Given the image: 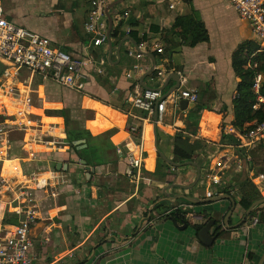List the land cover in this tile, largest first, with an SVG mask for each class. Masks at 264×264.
I'll return each mask as SVG.
<instances>
[{"label":"crops","instance_id":"1","mask_svg":"<svg viewBox=\"0 0 264 264\" xmlns=\"http://www.w3.org/2000/svg\"><path fill=\"white\" fill-rule=\"evenodd\" d=\"M105 1L107 31L110 23L107 14L114 28L122 13H127L126 21L138 22L134 30L140 43L131 35L118 38L129 28L126 22L117 37L113 38L111 32L110 41L103 47H93V36L85 29L90 10L88 0H2L6 15L17 25L20 23L19 26L49 38L54 46L76 58L92 53L106 60L101 76L104 85L94 82V76L88 87L91 94L77 93L39 79L38 88H44L43 96L46 84L51 83L74 93L79 98L80 111L95 112L94 119L85 121L88 133L83 139L98 137L96 144L104 151L106 163L83 165L69 147L64 152L45 153L58 157L48 162L44 170H34L58 171L57 164L62 163L60 171L65 172L66 183L57 186L60 193L57 198L44 199L41 203L42 219L32 229L33 264H264V224L252 225V219L235 229L226 227L227 221L230 227L235 226L245 215L238 204L236 189L242 181L250 178L261 194L264 192L261 188L264 180L258 179L264 175V166L254 163L252 146L243 148L242 134L232 126L233 95L240 83L232 57L241 43L256 39L251 25L239 17L230 0H125L119 4L117 1L121 0ZM30 10L37 15L39 23L32 22L35 16L28 15ZM189 15H196L201 21L208 40L191 46L172 33L176 19ZM158 46H162V53H158ZM129 48H135L145 57L142 72L134 79L126 77V71L134 63L128 56ZM178 82L180 88L176 92L195 91L208 107L201 113L197 134L190 136L191 142L201 141L202 149L192 161L196 165L169 163L174 159L176 133L183 131L189 136L184 130L190 122L187 117L190 106L195 104H188L183 111L181 101L177 105L171 97L167 98L165 113L156 124L158 148L166 158L164 162L155 147V116L148 118L145 112L134 109L126 101L128 95L145 86L164 88L166 96ZM5 90H0V105L5 102L6 111L15 115L20 111L8 104L10 99L3 95ZM19 97L22 99V95ZM51 103L61 105L56 111L71 106L64 100ZM40 115L45 123H50L52 118L58 124L64 122L57 114ZM99 125L107 129L96 134ZM133 126L141 129L140 133L132 134ZM66 141L67 138L59 137L57 143ZM26 148L30 154L39 150L31 144ZM141 154L144 157L141 170L129 174L128 156L140 158ZM226 156L231 162L219 171L216 163ZM166 164L172 168L167 169ZM5 167L7 174L15 169L10 161ZM257 171L260 174L255 176ZM162 173L167 176L162 178L159 176ZM216 174L221 179L220 185L211 181ZM224 189L232 194L223 193ZM208 193L212 194L210 198ZM179 195L200 202L188 205L183 199H173ZM218 197L224 198L206 202ZM179 207L191 212L188 216L191 225L186 229L181 228L184 224L168 217ZM203 212L213 218L215 224L210 230L213 237L217 227L229 231L227 237L216 239L210 247L202 244L195 229L209 220Z\"/></svg>","mask_w":264,"mask_h":264},{"label":"built area","instance_id":"2","mask_svg":"<svg viewBox=\"0 0 264 264\" xmlns=\"http://www.w3.org/2000/svg\"><path fill=\"white\" fill-rule=\"evenodd\" d=\"M88 1L90 10L86 15L85 29L93 36V47H103L108 41V31L104 21L106 1ZM230 3L239 17L251 25L256 40L264 48V0H230ZM130 32L128 28L121 32L118 38L122 40L129 36ZM157 51L162 53V46H158ZM128 56L134 60V63L131 69L126 71V77L134 79L136 74L142 72L141 63L145 57L135 48L128 49ZM105 64L104 57L96 58L92 53H88L83 58H76L54 46L49 38L17 25L8 18L2 0H0V90L7 83L11 86L12 81L18 79L22 72L28 74L26 82L29 84L25 86L27 90L21 100L12 96L14 87H10L9 91L5 90L3 93L6 97H10L17 106L21 105V111L15 115L5 112L6 109L0 105V160L4 165L9 161L13 164L19 163L18 159L8 157L13 127L18 126V130L30 131L29 127L34 124L31 119V108H33L31 86L35 77L68 90L83 93L91 81L92 74L104 75ZM260 83L261 76H258L254 84L256 93H259ZM168 97H171L177 105L181 100H187L188 104H195L199 100L198 94L192 90H180L165 97L159 89H143L128 95L126 101L134 109L145 112L150 119L155 115L162 118ZM235 98L236 93L233 95V99ZM259 102H264V100L260 97ZM254 108L257 109L258 105ZM13 116L23 118V123L14 122L10 119ZM130 131L134 134L139 130L133 126ZM242 140L244 141L243 148L264 142V122L254 123V127L249 132L242 134ZM24 149L28 151L26 147ZM117 153L121 154V150H117ZM127 159L129 174H132L134 170H141L144 159L142 154L140 158L128 156ZM36 160L30 158L24 161ZM230 162L231 159L226 156L222 161L217 162L216 166L219 171H222ZM14 168V175L9 174L8 177L0 180V196L6 198L5 202L0 199L2 205L0 210V264H33L32 229L38 220L42 219L41 203L44 199L57 198L60 195L57 186L66 183V174L56 170L28 172L23 170L20 164ZM57 179L58 183H56ZM258 179L264 180V175H260ZM211 181L215 185L221 184V179L217 174L211 177ZM211 196V193L207 194L208 198ZM6 215L15 217L17 222L7 223ZM48 218L53 219L51 215ZM257 223L258 218H253L252 225Z\"/></svg>","mask_w":264,"mask_h":264},{"label":"trees","instance_id":"3","mask_svg":"<svg viewBox=\"0 0 264 264\" xmlns=\"http://www.w3.org/2000/svg\"><path fill=\"white\" fill-rule=\"evenodd\" d=\"M126 14L127 13H122L120 20L117 21L116 26L113 28V38L118 36L122 25L129 22L126 21ZM137 25L138 22L131 20L128 26L131 29L130 35L137 43H140V39H138L137 33L134 30ZM172 33L177 34L184 43H188L191 46H194L200 41L208 40V33L204 30L203 24L196 15L178 17L173 26ZM232 66L235 75L240 79V83L236 89V98L232 101L234 116L232 126L241 134H246L254 127V123L264 122V102H259L260 97L264 99V48H262L261 43L256 39L247 40L241 43L233 54ZM94 76V82H99L101 86L104 85V79H101V75L92 74L91 81ZM258 76H261V87L259 93H256L254 84ZM89 84L81 94H91L88 89ZM92 96L100 100L96 95L92 94ZM255 105H258L257 109L254 108ZM205 109H208L207 105L199 99L194 107L189 110L187 116L190 122H187V128H185L184 131L187 132L189 136L185 135L183 131L176 133L173 159L175 164H184L189 161H194L198 152L202 149L201 141L195 140L191 142L190 136L197 134L201 113ZM121 110H123V108ZM72 112L73 109L69 107L54 111L55 114L64 119L67 133V146L77 154L80 160H86L88 165L96 164V166H100L105 164V153L96 144L98 137L87 139L88 148L85 150L78 151L76 147L73 146L72 143L83 139L88 133V130L84 127L85 122L82 119H75ZM81 112L84 113L83 116H85V121L92 120L95 117L94 111L81 110ZM138 130L141 131V129ZM159 159L164 160L161 156H159ZM166 167L167 169L172 168L169 164H166ZM156 173L160 172L156 171ZM259 174L260 173L257 171L255 176H258ZM159 176L165 178L167 175L162 173ZM236 189L239 193L238 204L245 212L251 207V205H253V203L263 198L259 188L250 178L242 181ZM222 192L230 195L232 194L228 189H224ZM184 203L188 205L190 204L186 201ZM190 214L191 212H189L188 209L179 207L172 210L168 217L174 218L176 222L190 226L191 221L188 218ZM203 215L209 219L207 223L213 220L207 212H203ZM253 218H258V222L264 224V207H258L247 220L251 221ZM5 221L7 223H16L17 219L6 215ZM207 223H205V225L195 226L197 233H199ZM228 233L229 231H221V227H217L214 236L216 239L223 238L227 237Z\"/></svg>","mask_w":264,"mask_h":264},{"label":"rangeland","instance_id":"4","mask_svg":"<svg viewBox=\"0 0 264 264\" xmlns=\"http://www.w3.org/2000/svg\"><path fill=\"white\" fill-rule=\"evenodd\" d=\"M28 15L35 16L34 18H32L33 23H39V20L36 19L37 15L34 12H32V10L28 12ZM18 24L20 25V23ZM27 79H28V74H26L25 72H22L18 79L12 81L11 86L9 83H7L3 88H5L6 91H9L10 87H14L12 96L15 99L18 98V100H21L19 99L20 98L19 96L22 95L23 97L25 91L27 90L25 86H29V84L26 83ZM38 83H39V78L35 77L32 87H31V89L33 90V93L31 94L32 106H33V112H32L31 119L34 121V124H32V126L29 127L31 128L29 129L30 131H27V130L21 131V130H18V126H14L13 132L10 136L11 144L8 150L9 158H16L19 160V163L15 162L13 166L15 167L18 164H20L23 170L28 171V172L35 171L34 169H37V168L44 170L46 166L48 165V162H52V159L55 160L58 157L55 154H45L46 152L47 153L52 152V151L58 152V150H60V152H64V150H68L67 141L65 142V144L57 143V141H59V137L67 138L65 123L62 121L61 124H58L56 121V118H52L50 123H45L43 121L44 116L40 115L41 113H43L45 116L56 115L54 111H56L57 107H61V105L57 106V105H54L55 103H51V102H60L64 100V102L67 103V105H71L70 108L72 107L71 109H73L72 114L75 117V119H79V120L82 119L85 122V116H83L84 113L80 111L81 108L79 107V98L75 96L74 93L72 92L67 93V91H65L64 89L59 88L51 83H48L46 84V94L45 96H43L44 88L43 87L41 89L38 88ZM39 92H42V94H40ZM8 98L10 99L8 104H10L11 106L15 108H18L19 111H21L20 109L21 106L20 105L17 106L16 103L10 97ZM45 102H48V104L50 105H46ZM4 105H5V102L3 106ZM193 106L194 105H191L190 107L192 108ZM46 107H52L53 109L47 110ZM4 111L7 112L6 110ZM10 119H12L14 122H21V123H23V120H24L23 118L19 116H13ZM99 127L100 128L95 127L97 128L96 134L107 129L104 126L99 125ZM28 144L33 145L36 149H39V150H37V152L33 154H30L29 151H26L24 149V147H26V145ZM252 148L253 149L251 150V152L253 155L254 163L256 162L264 166V142L262 144L253 145ZM68 153H72V151H69ZM30 158L38 159L40 161L36 160L37 164L36 163L31 164L32 162L24 161ZM75 159H78V157ZM3 165H4L3 161L0 160V180L3 177L5 178L8 177L9 175L7 174L8 168L5 167V165L4 166ZM51 166H52V163H51ZM14 174H15V171H12L10 175H14ZM261 188L262 190H264V184L261 186ZM263 193H262V196L264 197ZM0 199H2V202L6 201V198H2L1 196H0Z\"/></svg>","mask_w":264,"mask_h":264},{"label":"water","instance_id":"5","mask_svg":"<svg viewBox=\"0 0 264 264\" xmlns=\"http://www.w3.org/2000/svg\"><path fill=\"white\" fill-rule=\"evenodd\" d=\"M125 0H121V1H117V4H119V3H122V2H124ZM106 12H108V10L106 11ZM107 16H108V18H109V21H110V23H109V29H108V39H109V41H110V38H111V32H112V28H113V21H112V18H111V16L109 15V14H107ZM179 88H180V83L178 82V85H177V87H175L174 89H173V91L172 92H170L169 94H171V93H175L177 90H179ZM145 89H150V88H148L147 86H145ZM159 90H161L162 92L164 91V88L163 89H159ZM169 94H167L165 97H167V96H169ZM180 108H181V110H183V111H185L187 108H188V101L187 100H181V102H180ZM155 126H154V135H155V147H156V151H157V154L158 155H160V156H162L164 159H166L165 157H164V155L162 154V152L160 151V149L158 148V135H157V126H156V124H157V122H158V115H155ZM73 146H75L76 147V149L78 150V151H82V150H85V149H87L88 148V144H87V141H86V139H82V140H77V141H74L73 143ZM168 161V160H167ZM81 163L83 164V165H86L87 164V162L85 161V160H82L81 161ZM172 166H178V165H176V164H174L173 162H169ZM185 165H196L194 162H192V161H190V162H186L185 163ZM62 167H63V165H62V163H58L57 164V170L58 171H60L61 169H62ZM87 167V169L89 170V169H91L89 166H86ZM88 176L90 177V174H88ZM199 177H200V175H199ZM227 198H229V199H231L232 201H233V199H232V197H230V196H226ZM224 197H222V198H220V197H218V198H214V199H207V201L206 202H218V201H220V200H222ZM173 199L174 200H179V199H183V200H185V201H187V202H189V203H192V204H196V203H198V202H200V201H198V200H196V199H193V198H190V197H186V196H184V195H179V196H177V197H173ZM262 205H264V197L261 199V200H259V201H256L255 203H253V205H251V207L245 212V215H244V217L242 218V220L240 221V223H238L237 225H235V226H229L228 225V221H227V229H235V228H238V227H240V226H242L246 221H247V219H248V217L258 208V207H260V206H262ZM235 207H236V203L235 202H233V206H232V210H234L235 209ZM172 221H174L175 223H176V220L174 219V218H172ZM215 223H214V221L212 220V221H210V222H208L207 224H206V226L205 227H203V229L198 233V236H199V239H200V241L202 242V244L203 245H205V246H207V247H210V246H212L213 244H214V242L216 241V237H213L211 234H210V230H211V228L213 227V225H214ZM182 229H186L187 228V225H183V227H181Z\"/></svg>","mask_w":264,"mask_h":264}]
</instances>
